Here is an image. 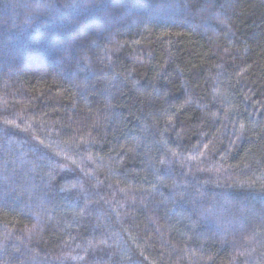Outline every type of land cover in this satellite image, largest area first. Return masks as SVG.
I'll return each instance as SVG.
<instances>
[{
    "label": "trees",
    "instance_id": "obj_1",
    "mask_svg": "<svg viewBox=\"0 0 264 264\" xmlns=\"http://www.w3.org/2000/svg\"><path fill=\"white\" fill-rule=\"evenodd\" d=\"M0 264H264V0H0Z\"/></svg>",
    "mask_w": 264,
    "mask_h": 264
}]
</instances>
